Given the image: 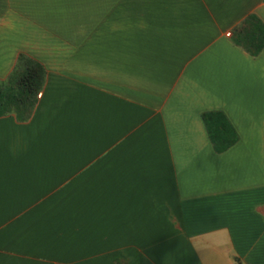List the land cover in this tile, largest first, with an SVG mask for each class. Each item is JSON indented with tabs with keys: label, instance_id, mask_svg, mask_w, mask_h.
Listing matches in <instances>:
<instances>
[{
	"label": "crops",
	"instance_id": "crops-1",
	"mask_svg": "<svg viewBox=\"0 0 264 264\" xmlns=\"http://www.w3.org/2000/svg\"><path fill=\"white\" fill-rule=\"evenodd\" d=\"M56 1L0 0V80L46 71L0 115V264H264V45L233 41L264 0H85L80 34Z\"/></svg>",
	"mask_w": 264,
	"mask_h": 264
},
{
	"label": "trees",
	"instance_id": "trees-1",
	"mask_svg": "<svg viewBox=\"0 0 264 264\" xmlns=\"http://www.w3.org/2000/svg\"><path fill=\"white\" fill-rule=\"evenodd\" d=\"M253 23L254 31L240 32L245 24ZM257 31L263 37L257 38ZM233 41L247 49L250 53L258 54L264 45V31L254 16L246 19L237 28ZM250 42V43H248ZM46 71L44 67L29 56L22 54L8 79L0 80V115L15 114L20 120H28L35 107L38 94L43 89ZM208 132L216 150L226 151L238 140L236 130L221 112H207L203 115Z\"/></svg>",
	"mask_w": 264,
	"mask_h": 264
},
{
	"label": "rangeland",
	"instance_id": "rangeland-1",
	"mask_svg": "<svg viewBox=\"0 0 264 264\" xmlns=\"http://www.w3.org/2000/svg\"><path fill=\"white\" fill-rule=\"evenodd\" d=\"M56 18L73 27L76 34L85 28V0L56 1Z\"/></svg>",
	"mask_w": 264,
	"mask_h": 264
}]
</instances>
